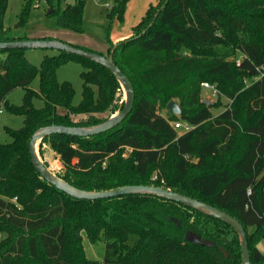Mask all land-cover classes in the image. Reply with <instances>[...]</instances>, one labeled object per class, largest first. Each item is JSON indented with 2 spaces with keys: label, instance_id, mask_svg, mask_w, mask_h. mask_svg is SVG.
Masks as SVG:
<instances>
[{
  "label": "trees",
  "instance_id": "1",
  "mask_svg": "<svg viewBox=\"0 0 264 264\" xmlns=\"http://www.w3.org/2000/svg\"><path fill=\"white\" fill-rule=\"evenodd\" d=\"M33 1L16 27L29 24ZM166 1L150 6L114 54L135 88L126 120L94 137L53 135L40 147L50 143L64 166L57 175L77 188L155 185L229 213L245 227L251 263L264 264V0H168L149 27ZM45 2L59 29L84 33L85 1ZM125 4L109 18L122 20ZM7 7L0 0V41L30 39L6 28ZM26 51L0 50V110L24 116L20 129L6 128L10 141L0 142V264H241L238 235L219 219L152 195L78 200L44 180L29 154L37 129L99 124L124 103L106 67L60 51L37 67ZM71 60L86 67L79 105L73 85L57 75ZM38 75L37 92L30 86ZM203 83L216 88L217 102H204ZM17 88L26 91L22 105L8 100ZM222 99L225 110L215 116ZM173 100L182 114L163 116L159 109ZM176 122L193 128L179 133ZM83 232L105 243L102 262L88 259ZM189 233L215 245L190 242Z\"/></svg>",
  "mask_w": 264,
  "mask_h": 264
},
{
  "label": "rangeland",
  "instance_id": "2",
  "mask_svg": "<svg viewBox=\"0 0 264 264\" xmlns=\"http://www.w3.org/2000/svg\"><path fill=\"white\" fill-rule=\"evenodd\" d=\"M27 0H8V7L5 15V26L10 30L11 34L28 35L30 37L37 36L41 32L45 31L49 34H56L59 30L57 26L56 17L49 16V6L45 0H34L30 14H29V24L26 27L18 28L16 24L19 21V15L22 8L26 4ZM78 0H63L62 7L66 4H75ZM84 2V35L90 40H95L96 42H106V39H114L117 35L123 32H131L133 27L137 25L138 19H141L146 15L148 9L151 5H156L159 0H126L125 11L123 14V19L115 18L111 20L108 14L118 7L120 0H83ZM37 3L39 4L37 6ZM144 3L146 6H144ZM148 3V4H146ZM152 3V4H151ZM142 11H138L140 7L143 8ZM140 17V18H139ZM119 33V34H118ZM88 40V39H87ZM120 43V42H119ZM115 45V44H114ZM58 53L57 50L52 49H34L27 50L26 55L29 61L37 67H40L45 56H52ZM99 53V52H98ZM104 55L108 54V51L100 52ZM86 70V67L79 61L71 60L67 64L59 67L57 75L60 82L68 81L75 89L74 104L79 105L82 101L83 94V79L82 73ZM40 76L38 75L36 79L31 84L30 88L34 91H39ZM25 89L17 88L13 90L9 96L8 100L10 103L15 105H22L25 97ZM203 96L205 99L211 100L213 103L217 102V97L213 96L212 89L203 88ZM122 100L124 103L125 94L122 90ZM227 100L222 99V105L213 109V114L219 115L225 110ZM34 106L36 108H42L44 106V101L40 98L34 99ZM163 116H168L169 111L165 108L159 109ZM100 117H107L108 114L98 115ZM87 118V116H78L77 120H82ZM24 123V116L14 115L9 111L2 109L0 113V142L10 141V137L6 132V128L20 129ZM183 123V122H181ZM184 124V123H183ZM179 133H183L182 129L178 130ZM39 154L42 160L48 165V167L55 173L59 174L64 171V166L60 161L59 157L54 153L51 148L50 143H43L39 146ZM196 159H193V162ZM254 226H251L252 230ZM191 234V233H189ZM188 234V235H189ZM194 234V233H193ZM4 233L0 232V241L5 237ZM85 252L88 259L93 261L102 262L105 256L106 245L103 241L96 243H91L86 237V233L83 232ZM135 239L131 243H134ZM259 250L264 254V242L259 244ZM224 253L228 255L229 253L224 250Z\"/></svg>",
  "mask_w": 264,
  "mask_h": 264
},
{
  "label": "water",
  "instance_id": "3",
  "mask_svg": "<svg viewBox=\"0 0 264 264\" xmlns=\"http://www.w3.org/2000/svg\"><path fill=\"white\" fill-rule=\"evenodd\" d=\"M167 3L168 0L161 6L160 10L156 14L153 22L149 25V27L153 25L161 11L166 7ZM120 45L121 43L115 44L111 48L109 55L105 56L98 52L76 47L72 44L57 39H26L9 42L0 41V50L52 49L60 52H65L70 55L86 58L92 62L98 63L106 67L113 74L125 94L123 108L116 114L99 124L85 126L49 125L37 129L32 135L29 143V154L36 170L40 173L42 178L46 180L49 184L55 186L58 190L78 200H103L124 195L135 194L152 195L180 203L206 216L219 219L231 226L238 235L242 257L241 264H252L251 251L249 248L245 227L237 218L233 217L229 213L215 206H212L191 196L181 194L167 188L158 187L155 185H126L110 190L101 191L83 190L63 180L61 177L55 174L49 167H47L45 162L42 160L39 154V146L41 145L44 139L58 134L81 138L94 137L106 133L119 126L126 120L129 114L132 112L136 98L135 88L129 77L121 70V68L114 61V54L116 50L120 47ZM204 102H206L208 105H211L213 103L211 100L208 99H205ZM167 109L170 114L176 116H180L183 112L179 104L174 100L168 104ZM195 237L196 239L194 240H188L193 243L204 244L207 246L215 245L214 242L208 239L203 240L200 234H197Z\"/></svg>",
  "mask_w": 264,
  "mask_h": 264
},
{
  "label": "crops",
  "instance_id": "4",
  "mask_svg": "<svg viewBox=\"0 0 264 264\" xmlns=\"http://www.w3.org/2000/svg\"><path fill=\"white\" fill-rule=\"evenodd\" d=\"M149 2H153V0H151ZM146 4H148V3H146ZM144 6H146L145 3H144ZM144 6H143V8L140 7L138 9V11L143 12V10H145ZM138 20L141 21V19H138ZM140 21H138L137 24H139ZM132 30H131V32H127V33L126 32H123L120 34L118 33L119 35H117L114 39L108 38V39H106V42H96L95 40L92 41L87 36H85L83 33H75V32H72L69 30H64V29L57 30L56 34H49V33H46L45 31H43L40 34H38L37 36H33V37L29 36V38L30 39H43V38L57 39V40L67 42V43L75 45V46L88 48L92 51L100 53V52L108 51V49L110 47V42H112L114 44H118L119 42L121 43L123 41L129 40V38L132 36Z\"/></svg>",
  "mask_w": 264,
  "mask_h": 264
},
{
  "label": "built area",
  "instance_id": "5",
  "mask_svg": "<svg viewBox=\"0 0 264 264\" xmlns=\"http://www.w3.org/2000/svg\"><path fill=\"white\" fill-rule=\"evenodd\" d=\"M96 1H98V0H96ZM38 5L39 4L37 3V6ZM203 86H204V88H210V89H212L213 96L216 97L217 90H216V88L214 86H212V85H210L208 83H203ZM0 113H2V110H0ZM172 125L174 126V128L176 130L182 129L183 132H188V131L192 130V128H193L191 125L183 124L181 122L172 123Z\"/></svg>",
  "mask_w": 264,
  "mask_h": 264
},
{
  "label": "flooded vegetation",
  "instance_id": "6",
  "mask_svg": "<svg viewBox=\"0 0 264 264\" xmlns=\"http://www.w3.org/2000/svg\"><path fill=\"white\" fill-rule=\"evenodd\" d=\"M188 239H192V240H194V239H196V237H195L194 235H190V234H189Z\"/></svg>",
  "mask_w": 264,
  "mask_h": 264
}]
</instances>
